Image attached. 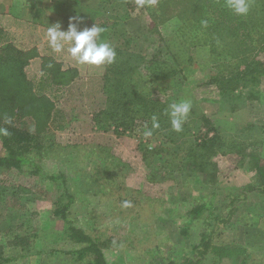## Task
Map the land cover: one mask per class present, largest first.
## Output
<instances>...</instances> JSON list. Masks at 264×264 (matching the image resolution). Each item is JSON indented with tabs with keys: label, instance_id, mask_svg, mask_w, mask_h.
I'll return each mask as SVG.
<instances>
[{
	"label": "rangeland",
	"instance_id": "374dc122",
	"mask_svg": "<svg viewBox=\"0 0 264 264\" xmlns=\"http://www.w3.org/2000/svg\"><path fill=\"white\" fill-rule=\"evenodd\" d=\"M209 6L207 0H156L145 10L137 0H101L96 11L87 8L90 14L81 21L85 19L82 22L84 28L95 24L106 29L102 34L104 41L118 50L117 69L126 70L131 63L127 58L134 54L146 59L157 55L159 63L170 65L174 71L172 89L168 93L170 102L190 100L197 112L227 135L225 141L230 146L231 142L234 143L231 150L229 147L223 149L228 153L212 160L216 173L211 184L149 182V170L142 163L137 147L149 140L146 145L151 150L160 146L161 138L157 135L145 137L139 126L129 131L118 129L115 132L110 128L103 132L94 118L104 109L105 96L103 93L95 96L89 87L80 90L74 86L58 93L55 90L54 96L46 93L58 111L72 109L80 115H69L63 118V122L54 116L48 121L42 132L46 143L67 149L54 152V156L43 158L39 164L45 175L61 174L65 177L67 191L74 197L68 211L69 219L74 226L98 240L106 264L180 263L188 255L190 245L199 241L204 227L203 217L196 219L190 226L188 239H183L180 229L188 220L187 211L195 204L211 203L218 213L226 216L229 195L238 196L242 188L254 182V173L248 171L247 163L254 157L264 161V74L258 77L261 97L247 101L245 107L236 112L225 110L219 100L220 86L215 87L218 80L224 79L229 82L224 85L227 91L232 89L236 93L240 90V84L233 76L250 59L257 56L264 60V35L258 37L259 44L248 54L247 51L237 52L222 73L215 66L208 45L197 44L187 49L174 46L168 40L181 27L183 18L193 15L191 20L197 22L202 17V10ZM214 77L215 83L211 80ZM117 78L120 77H112ZM7 87H11L9 83L2 86L4 92L1 90L0 93L3 97L17 95L13 90L5 94ZM33 90L35 97L41 96L37 86L34 85ZM157 97L164 99L155 93ZM65 123H70L65 131L54 130L65 127ZM20 124L26 130L35 128L30 117L21 120ZM247 125L255 127L244 129V132L236 131ZM208 129L205 127L199 136L205 135ZM247 145L249 148L243 150L242 146ZM241 153L248 158L242 160ZM123 154L130 163L121 157ZM109 157L114 161L112 165L108 164ZM101 158L106 159L107 167L99 174L94 169L105 165ZM116 161L129 168L120 166V170H116ZM241 161H244L243 167ZM157 164L156 158L152 167L157 169ZM61 194L56 185L14 170H0V246L4 255L17 257L19 248L8 247V242L14 237L32 234L37 237L33 241L34 247L43 251L41 255L17 258L9 264H80L61 254L79 247L65 238L62 222L50 219L49 213ZM125 201L131 206L124 207ZM235 207L238 212L230 223L216 228L214 242L244 245L250 252L248 264H264V195L246 194L245 200L237 202ZM202 264L237 263L207 257Z\"/></svg>",
	"mask_w": 264,
	"mask_h": 264
},
{
	"label": "trees",
	"instance_id": "16d2710c",
	"mask_svg": "<svg viewBox=\"0 0 264 264\" xmlns=\"http://www.w3.org/2000/svg\"><path fill=\"white\" fill-rule=\"evenodd\" d=\"M207 3H210V6L202 10V19L193 22L191 20L193 15L183 18L181 27L168 40L174 46L187 49L197 44L208 45L215 66L219 67L218 71L222 73L227 63L235 58L237 52L247 51L248 54L253 47H256V44H259L258 37L264 35V0H250V9L246 16L235 15L226 6L225 0H207ZM147 5L146 3L143 6L145 10L149 9ZM115 51L117 53L118 50ZM127 59L131 63L126 70L117 69L119 61L117 57L112 65L105 66L102 83L105 105L104 109L95 116L94 122L101 126L100 129L103 132L109 131L110 128H113L115 132L118 129L129 131L139 126L144 133L151 129V117L155 115L160 126L153 130L150 137L157 135L161 138L160 146L156 145L153 149H148L146 144L149 140H146V144H138L142 163L149 170L147 180L159 184L179 181L181 185L214 182L216 169L212 160L218 155L228 153L223 151L226 147L230 150L234 148L232 140L229 141L230 146L225 141L227 135L219 131L220 127H214L210 119L201 112H197L198 109L192 103L183 130L179 133L173 131L167 115L168 106L171 104V96L168 93L171 92L173 80L171 78L174 75L171 66L167 63H159L157 55L146 59V57L134 54L129 55ZM263 74L264 60L256 56L233 76L240 84L238 92L235 93L232 89L227 91L224 85L229 82L224 79L218 80L215 87L220 86L219 100L225 110L236 112L244 108L247 101L261 97L258 77L260 78ZM114 75L120 78L112 79ZM211 80L215 83V77ZM7 83L11 87L6 88L5 94L10 90L14 91L15 88L18 93L11 98L3 97L0 93V127H7L11 133L9 137H0V170H14L19 174L56 185L62 194L53 204L49 213L50 219L62 222L65 238L79 247L61 254L69 256L72 262L80 264H106L98 240L74 226L69 219L68 211L74 202V197L67 191L65 177L61 174L45 175L39 164L43 158L54 156L52 155L54 152L67 149L47 144L42 135L50 119V103L46 99H38L31 95L24 79H6V81L0 79V91L4 92L2 86H6ZM155 93L164 99L155 98ZM6 117H11L10 125L5 124ZM27 117L34 122L33 131L26 130L20 124L21 120ZM205 127L209 129L205 131V135L199 136ZM252 127L255 126L247 125L243 129L238 127L236 131L244 132V129H252ZM249 146H242V149L246 150ZM241 156L242 160L248 158L243 153ZM156 158L158 160L157 169L152 167ZM109 159L112 161L110 160L108 164L112 165L114 161L111 157ZM100 161L105 165L96 167L94 169L96 173L107 167L106 159L101 158ZM243 162L241 161V167H243ZM120 166L129 168L120 161H116V170H120ZM246 166L249 172L254 173V182L242 188L238 196L229 195L230 202L226 216L223 217L218 213V209L212 207L211 203L195 204L187 211L188 220L180 229L183 239H188L190 226L196 219L203 217L204 227L199 241L190 245L188 255L183 257L178 264H202L207 257H212L216 261L229 260L237 264H248L250 252L246 246L214 242L216 228L228 225L237 214L238 210L235 207L237 202L244 201L246 194L264 195V161L254 157ZM36 238V235L32 234L24 237L17 236L9 241L8 247L19 248L20 254L17 257L5 256L3 247L0 246V264H9L17 258L41 255L43 251L34 247L33 241Z\"/></svg>",
	"mask_w": 264,
	"mask_h": 264
},
{
	"label": "crops",
	"instance_id": "0c3cea01",
	"mask_svg": "<svg viewBox=\"0 0 264 264\" xmlns=\"http://www.w3.org/2000/svg\"><path fill=\"white\" fill-rule=\"evenodd\" d=\"M100 1L0 0V79H24L30 94L35 97V85L41 94L35 98L46 99L48 103L50 101L46 93L54 96L53 91H68L74 86L80 90L89 87L95 96L96 93L102 94L105 66L94 67L76 63L69 55L67 45L61 53L54 52L46 36L49 26L59 23L61 30L66 31L70 18L78 17L81 20L90 14L87 13L88 9L98 8ZM82 22L77 25L78 30L84 29ZM101 40L104 41V36H101ZM15 92L18 93L16 88ZM50 105L53 110L49 120L57 116V119L60 118L63 122V118L69 115H80L72 109L58 111L54 104ZM69 124L65 123V127H57L54 130L65 131ZM91 125L93 126V123ZM116 148L120 149L119 146ZM121 157L130 163L125 154Z\"/></svg>",
	"mask_w": 264,
	"mask_h": 264
},
{
	"label": "clouds",
	"instance_id": "9594fccd",
	"mask_svg": "<svg viewBox=\"0 0 264 264\" xmlns=\"http://www.w3.org/2000/svg\"><path fill=\"white\" fill-rule=\"evenodd\" d=\"M146 3L151 6L156 3V0H137V4L141 7ZM225 4L237 16H246L250 9V0H225ZM81 22L78 17L70 18L66 31L61 30L59 23L49 26L46 36L50 48L56 53H61L67 45L69 55L80 65L94 67L112 65L116 60V51L109 43L101 40L106 29L94 24L91 28L78 30L77 25ZM191 107L190 100H181L169 104L167 115L173 131L179 133L183 130ZM151 120L152 127L143 133L145 137L152 136L153 130L160 126L155 115L151 117ZM4 122L10 125L12 123L11 117H6ZM10 135L7 127H0V137H9ZM123 206L130 207L131 204L125 201Z\"/></svg>",
	"mask_w": 264,
	"mask_h": 264
}]
</instances>
